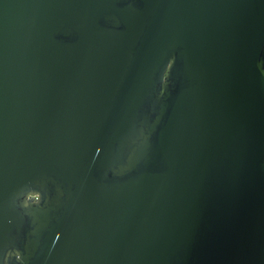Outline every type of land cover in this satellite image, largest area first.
I'll return each mask as SVG.
<instances>
[{
  "label": "water",
  "instance_id": "95a60500",
  "mask_svg": "<svg viewBox=\"0 0 264 264\" xmlns=\"http://www.w3.org/2000/svg\"><path fill=\"white\" fill-rule=\"evenodd\" d=\"M0 264H264V0H0Z\"/></svg>",
  "mask_w": 264,
  "mask_h": 264
},
{
  "label": "clouds",
  "instance_id": "9594fccd",
  "mask_svg": "<svg viewBox=\"0 0 264 264\" xmlns=\"http://www.w3.org/2000/svg\"><path fill=\"white\" fill-rule=\"evenodd\" d=\"M59 238H60L59 235H57V240H59Z\"/></svg>",
  "mask_w": 264,
  "mask_h": 264
}]
</instances>
